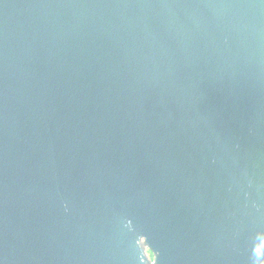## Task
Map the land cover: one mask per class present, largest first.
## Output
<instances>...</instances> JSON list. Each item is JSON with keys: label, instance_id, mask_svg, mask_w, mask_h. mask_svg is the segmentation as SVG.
<instances>
[{"label": "water", "instance_id": "1", "mask_svg": "<svg viewBox=\"0 0 264 264\" xmlns=\"http://www.w3.org/2000/svg\"><path fill=\"white\" fill-rule=\"evenodd\" d=\"M264 264V0H0V264Z\"/></svg>", "mask_w": 264, "mask_h": 264}, {"label": "rangeland", "instance_id": "2", "mask_svg": "<svg viewBox=\"0 0 264 264\" xmlns=\"http://www.w3.org/2000/svg\"><path fill=\"white\" fill-rule=\"evenodd\" d=\"M143 247L150 264H155V259H156L155 254L150 250V248L144 242H143Z\"/></svg>", "mask_w": 264, "mask_h": 264}]
</instances>
